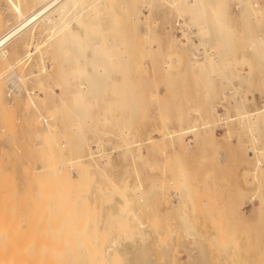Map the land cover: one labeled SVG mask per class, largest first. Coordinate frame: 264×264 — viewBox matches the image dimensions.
I'll list each match as a JSON object with an SVG mask.
<instances>
[{
  "label": "rangeland",
  "instance_id": "rangeland-1",
  "mask_svg": "<svg viewBox=\"0 0 264 264\" xmlns=\"http://www.w3.org/2000/svg\"><path fill=\"white\" fill-rule=\"evenodd\" d=\"M243 2L241 0H226L227 17L233 29V31L231 29L230 33L232 36L230 37L234 39L233 44L230 45L231 47L229 45L226 47L220 46L217 43L219 35L217 36L216 34L218 33L215 31L216 34L212 32L206 37L201 38L196 34V30H194V32L190 33L189 40L185 39V36H181L183 33L179 30L175 31L173 29L169 31L166 28L167 22L175 21L179 17V14L175 8L170 7L162 0H152L148 8L142 6L144 3H138V8L142 9L141 20L136 26L137 28L134 27L132 31L128 32L127 37L129 36V39L135 41L133 52L135 60H138H136L135 66L138 62L140 66L137 65L138 68L129 77L131 80L127 78L122 81L123 83H120L122 92L117 97L120 105L111 114L112 117L120 119V126H107L108 135H102L104 142L102 149L104 153H111L113 165L107 166V170L111 176L120 182V184H123L125 181L132 186L140 183L141 192L139 191V194L135 190L130 191L131 197L134 198V211L140 219L130 220L136 230L135 235L131 238L127 237L125 239L124 237L126 236H119V222H116L118 219L111 220L109 218L112 212H119V204L123 199L119 194H116L113 202L107 203L104 201V196L109 190L105 189L104 193H99L96 189V183L104 181L101 175H97L93 182L88 183L89 185L83 183L84 181H79L80 183L77 182V184L71 186L66 185L68 188L65 187L64 189L68 190V193H63L62 188L64 186H61L62 184L58 185L62 182L61 179L63 177L54 176L57 175V172H52L48 169L47 171H45L46 169L44 170L45 165L47 166L49 162L55 161L57 158L59 161L56 159V164L57 162L61 164V167L60 164L54 165L61 170V173H58V175H62V173L67 175L69 172L74 177H78L77 169L81 164L80 162H77L75 166L72 164V162L74 163V161L79 160L78 157L80 155L76 145L77 138L75 131L70 126L72 117L66 115L63 110H59L55 114L54 121L60 129L53 130L55 132L53 137L48 134L46 136L44 133L46 122L42 120L40 123H34L33 118L37 115V112L33 107L29 106L27 108L29 96L26 88L35 89L37 92L41 91L39 92L40 95L44 96V92L41 89L39 90L35 86V83L32 82L34 81L33 77H29V73L33 72V70L38 72L43 64L40 54L36 52L27 63L19 64L18 68V64H16L15 69H9L8 72L4 73L2 81L5 83V96L3 97L2 94L3 98H1L0 95V100H2L0 101L1 255L17 254L18 251L16 249H20L23 252L20 253L25 255L45 254L49 250L50 254L63 253L72 258H85L82 264H89L86 259L94 255L93 246L99 247L103 242H105V246L112 244L111 239L104 240L103 238L104 232L109 231L112 234L111 237L119 239V243L114 246L112 252L122 255L121 264H264V116H259L257 119L251 118L252 121L248 117L245 122L243 118H239L245 110L256 111L264 108V57L260 56L264 47L255 50L249 47V40L251 38H256L259 35L264 36V1L255 0V2L259 3L256 9L259 6V13L263 12L258 13V16L252 14L251 10L250 14L252 15H250L248 8L247 11H243V9H246L245 3L247 1L243 0ZM122 5L120 3L115 7L119 15L123 14ZM144 7L146 8L144 9ZM247 7L251 9L250 6ZM246 15H250L251 18ZM100 18L105 26L113 24V16L110 13H102ZM15 21L16 18L7 3L4 0H0V31L4 30L8 26V23H14ZM155 21L158 27L155 32L151 33V47L145 46L147 49L148 47L150 48L147 50L144 47L146 38L144 34L147 29L146 22L154 24ZM247 22L250 24H246ZM120 24L124 28L128 27V25L132 27L129 20L124 19ZM115 31V29L109 31L108 36L121 33ZM250 32L253 36H250ZM40 38L43 37L37 34L36 40ZM173 38L181 39L186 44L178 42L172 45ZM28 39H30L29 34L10 46V50L13 53L10 58L13 62L18 55L24 52L22 47L23 40ZM201 42H205V48L201 45ZM199 47L204 48H201L202 52H199ZM33 50L35 51L34 48ZM212 50L213 54H210L209 52H212ZM175 52L181 53L180 59L173 54ZM169 53L172 57H170L171 63L175 65L172 68L171 76L166 74L164 68V60ZM193 54H196L197 57L193 56ZM209 55L214 58V61H210L211 56ZM46 60L47 66H51L50 55H47ZM198 60L205 62L199 63ZM36 63L37 65H35ZM258 63L262 64L259 65ZM3 65L7 66L8 63L0 57V68ZM22 65H24V68ZM13 70H16L25 79L23 82L25 89L22 90L18 97L9 91L6 86L7 82L4 80ZM56 90L57 92L60 91L58 88ZM56 99L58 97L48 95V105L53 104V101ZM10 101L14 104L13 108L11 105H8L11 103ZM43 108L45 109V106ZM180 115L184 117L182 121L180 120ZM231 116L236 117V119L231 120ZM194 122L198 123V134L196 133L197 131L186 132L187 134H183V142L178 140L172 141L169 137L165 138V140H160L158 143H151L148 140L151 134L153 138L160 139L163 131H174L182 127L187 128ZM125 124H127L126 128L130 131V137L127 140L122 137V127ZM204 124V128H201ZM36 131L40 134L43 132L42 136ZM86 133L89 138L95 136L90 130H87ZM63 134L65 139L62 136ZM45 136L46 138H44ZM49 136H51V139ZM53 138L54 142L58 139V146L53 142ZM46 139L48 140L46 141ZM128 140H131L132 144H129ZM139 142L142 144L141 155L137 153L138 146L136 144ZM65 143L66 146L62 150L61 146L65 145ZM46 144L48 148H52V144L54 145L53 148L57 151L54 150V156L50 155V158L55 159H47L49 158V149L51 148L48 149L45 146ZM59 144H61L62 162L57 157L60 155ZM43 147L45 150L47 149V154H45ZM93 147L96 149V146ZM87 152L88 149L85 146L83 154L87 155ZM55 153L59 154L55 157ZM50 154H53V152H50ZM64 157L68 162L70 159L71 161L73 159V161L68 164L65 162ZM259 160H262L263 163L260 164ZM165 161L169 164H165ZM100 162L105 163V159H101ZM74 167L76 168L73 169ZM64 168L65 170L67 169V173L66 171L63 172L62 169ZM6 170L8 173L4 172ZM43 174L49 175L48 178ZM55 177L59 178V180ZM39 179L41 180L40 182L38 181ZM54 179L56 180L54 181ZM182 179L183 181H181ZM6 180L9 182L5 183ZM40 183H43L45 186L41 187ZM55 185L57 186L54 187ZM76 185L81 190H78ZM87 186L88 189H86ZM39 187L42 189L46 188L40 190ZM49 187L53 188H51L52 191H55L56 188V191H53L55 195L53 198L51 197ZM29 189H31V192L28 191L30 192L28 196L27 190ZM169 189L171 192L168 191ZM175 189H178V191H175ZM25 192L26 197L28 196L27 199L24 196ZM42 193L45 195H42ZM74 195L77 198H74ZM22 196L25 198L22 199ZM141 196L142 198H140ZM45 197L48 198L47 200L53 201L51 205L45 204L42 206L46 203L44 201L46 199L42 200L41 198ZM65 198L70 200V202L65 200ZM56 199L58 201L60 199L59 203L61 201L63 203L67 202L61 207L62 210L57 208L59 203ZM8 200L13 201L6 203ZM41 200L44 203L39 205V202H42ZM81 200L83 201L82 203ZM86 201L89 202V206H87L88 202L86 203ZM17 204H20V207ZM33 204L36 205L37 209L34 208L35 205ZM11 205L13 206L11 207ZM69 205L71 209L64 208ZM7 206H9L8 209ZM32 206L37 212L41 207H43L42 209L47 207V214L50 213V215L46 216L50 217L45 218L44 215L38 212V216L35 215V219H37L34 220L31 214V218L35 221H32V223L34 222L33 224L35 225L30 224V212L32 213L34 210H31ZM50 206L51 209H49ZM82 206L85 212H80V209L83 208ZM17 207L19 208L18 210H16ZM92 207L96 211L95 213ZM51 210L56 215L58 214L57 217L61 213L63 215L58 220ZM66 210L68 212H65ZM6 211H9V213H6ZM43 211L41 212L44 213ZM87 212L89 213L87 214ZM91 212L100 218L93 219L92 217L91 219ZM82 213L87 214L86 221L84 219L86 215H83L84 218H82ZM74 214H78L76 215L77 217ZM18 215L17 220L15 217ZM39 215H41V219L45 218L43 220L45 221L44 223L39 220ZM51 215H53L52 219L55 222H53L54 220L51 221ZM71 215L74 218L76 217V220ZM8 216L9 218H7ZM79 217L86 223L83 221V225L81 224L80 226L82 222L78 223L81 220ZM15 219L17 223L14 221ZM38 222L40 226L41 224L46 226L43 228V231H46L44 233L46 237V234H48L50 239H52L51 237L54 239L57 235L58 238H56L58 240L56 242H60L63 238L62 243L58 242L61 246H58V243H56L58 248L61 247V250L55 249L56 246L53 245L55 241L52 244L53 239L45 238L42 234L43 231L40 233L41 230H39L40 226ZM72 222L75 223L72 224ZM154 222L155 225L152 224ZM14 223H16V227ZM27 223L32 228L34 227L32 233ZM59 223L62 224V228L61 226L58 227ZM49 224L54 226L50 228ZM77 225L78 227L80 226L79 228L82 227V230L84 227L83 231L84 233L86 232V235L82 233L81 229L76 228ZM94 225H96L97 229ZM156 225L157 228L155 229ZM25 226L28 228H24ZM17 227L20 229L24 228V231L20 230V233H18L19 229ZM54 228L57 229L55 230ZM50 229H52L51 235ZM67 230L69 231L67 232L68 234L65 232ZM185 230L191 235L187 234ZM13 233L20 234L18 235L20 238H16L15 236L17 235H13ZM38 233L41 234L40 238L42 239L37 238ZM30 234H32L31 238ZM145 234L147 236H144ZM68 235L72 238H69ZM6 237H8V240L12 239L11 242L13 243L11 246L6 243ZM35 237L37 241L41 240L37 244H35L37 242L36 239V242L33 239ZM28 239L30 240L27 241ZM48 239L51 241V246L49 241L46 242ZM222 239H225L224 242ZM42 240L44 243H42ZM47 243L49 244V249ZM86 243L88 245L89 243L94 244H92L93 246L91 244L88 246ZM221 243L223 244L219 245ZM62 244H64V248H62ZM175 246L177 248L176 251L174 250ZM4 248L8 249V254L7 251H2ZM34 248L40 251L34 252ZM10 249L15 251L12 252ZM174 254L177 255L176 258Z\"/></svg>",
  "mask_w": 264,
  "mask_h": 264
},
{
  "label": "bare ground",
  "instance_id": "bare-ground-1",
  "mask_svg": "<svg viewBox=\"0 0 264 264\" xmlns=\"http://www.w3.org/2000/svg\"><path fill=\"white\" fill-rule=\"evenodd\" d=\"M4 1L7 3L9 8L11 9L14 17L16 18V21L14 23H8V26L4 30L0 31V57L2 59L6 60V63H8L7 66L3 65L0 68V93H1L0 95H1V98H3L5 96V92H4V84L5 83L2 81V79H3L2 77H3L4 73L8 72L9 69L10 70L15 69L16 64H18L17 65V68H18L19 64L27 63L28 60L33 56V54L38 52L41 56V60H42L43 64L41 65L40 70L38 72H35V70L32 69L33 72L29 73V75H30L29 77H33L34 81H32V82L35 83V86L38 87L39 90L41 89L44 92V96L40 95L39 92H41V91L37 92V90H35V89L31 90L29 88H26L27 94L29 96V98H28L29 101H27V103H28L27 108L29 106L33 107L34 110L37 112V115L34 116V118H33L34 123H40L42 120L46 122V130L44 132L46 134V136L52 135V137H53V135L55 133L54 131L60 129L58 124L54 121L55 114H57V112L59 110H63L66 115L72 117V122L70 123V126L75 131V136L77 138L76 145L78 147V152H80V155L78 157L79 160H76L73 163L72 162L73 159L71 161V159L69 158L70 159L69 162H72V164H74L73 166H75V164L77 162H80V164H81V166L77 165V166H80L77 169L78 177H74L73 175H71L68 171H66L67 169L65 170V168L62 170H63V172L64 171H66V173L68 172L67 175L65 173H62V175L61 174L58 175V173H61L60 172L61 170L59 167H56L57 165L60 164L59 162H57V164H56L57 158L56 159L53 158V159H55V161L49 162L47 166L45 165L44 170L46 169L45 171H47V169H48L52 172H57V175H54V176H56V177L62 176L63 177V178L61 177L62 182H60L58 184V185L62 184L61 186H64L63 188L60 186L63 190V191L61 190L63 193L64 192L68 193V190L64 189L65 187L68 188V186H66V185L71 186L73 184H77V182H79V181H84L83 183H85L87 185L88 183L93 182L97 175H101L104 178V181L103 182H97L96 183V189L99 193L100 192L104 193L105 189L109 190V192L106 193L104 196V201L107 203L113 202L116 194H119L123 199L119 204V212H112L109 215V218H111V220L116 219V218L118 219V221H116V222H119V225H118L119 236H126V237H124L125 239L127 237H130V238L133 237L136 233V230H135V227L131 224L130 220L131 219L138 220L139 217L137 216V213L134 211V208H133L134 198L131 197L130 191L135 190V192H137V194H139L141 192L140 191L141 190L140 183L138 185L132 186L131 184H128L127 181H125L123 184H120V182H118L115 178H113L111 176V174L107 170V166L113 165L111 162V153H107V152L104 153V151L102 149L103 143H104L103 139H102V135H108L107 128H106L107 126H120V119L118 117H112L111 116L113 110L120 105V103L117 99L118 95L122 92L121 88H120V83L123 80H126L127 78H128V80H131V79H129V77H131L133 75L134 71H136V69L138 68V66H140L138 64L139 62L137 63L138 66L137 65L135 66L136 60H137V59L135 60V58H134L135 54L133 52L134 51L133 47L135 45V43H134L135 41H133L132 39H129L130 37L128 36L129 37L128 38L127 34H128V32L132 31L134 29V27L137 28L136 26L138 25V23L141 20L142 9L138 8V3L142 2V3H144V5H142V4L141 5L146 6L148 8L150 6L152 0H4ZM162 1L166 2L170 7L175 8L179 14V17H177V19H175V21H168L167 22L168 24H167L166 28L169 31H171L173 29L175 31L179 30L180 32L183 33V35H181V36H183V37L185 36V39H187V40L190 39L189 35H190V33L194 32V30H196V34H198L201 38L206 37L207 35H209L210 33L215 31L218 34H216L215 32L214 33L217 36L219 35V38L217 39L218 42L217 41L216 42L220 46L223 45L226 47L227 45L230 46L233 44L234 39L231 38L232 36L230 35L232 27H231L229 18L227 17L226 0H162ZM241 1L243 2V0H241ZM244 1H247L248 4L245 3L246 9H243V11H247V8H248L249 9L248 13L250 14V10H251V13L254 14L255 16H258L260 13L264 12V10H263V12L259 13V11H260V9H258L259 6L256 9V6L259 4V3H257L258 1L257 2H255V0H244ZM120 3L123 4L122 5L123 14L122 15H119V12H117L115 10L116 5L120 4ZM247 6H250L251 9ZM146 7H144V9ZM261 8H262V6H261ZM105 12L110 13V15L113 16V24L112 25L105 26L103 21L101 20L100 15L102 13H105ZM143 12H144V10H143ZM242 12H241V14H242ZM248 13L246 12V14H248ZM252 14H250V15H252ZM249 16H247V17H249ZM250 18H251V16H250ZM124 19L129 20L132 24V27H129V25H128V27H125V28L121 27L120 22ZM73 21L75 22V24ZM246 24H250V23L247 22ZM146 27H147V29H146V32L144 34L146 36V38H145V44L146 45L144 44V47L151 45V37H152L151 33L155 32L157 30L158 24L156 21L154 22V24L146 22ZM113 29H115L118 33L119 32H121V33L118 35L114 34V35L109 37L108 32L113 31ZM246 30H247V28H246ZM232 31H233V29H232ZM249 31H251V30H249ZM28 34L30 35V39L23 40L22 47L24 49V52L22 54L18 55L17 57L15 55L16 58H15V61L13 62L10 58V56L13 54L12 51L10 50V46L14 42L18 41L19 39L23 38L24 36H26ZM37 34H38V36L43 37V38L36 40ZM251 35H252V33L250 32V36ZM181 39H182V37H181ZM181 39L178 40V39L173 38L172 45H174V43H178V42L181 44H186V42L182 41ZM183 40H184V38H183ZM204 43L201 42V45H203L205 48ZM249 47L253 50L260 48V47L263 48L264 47V36L259 35L256 38L255 37L251 38L249 40ZM33 48L35 49V51L33 50ZM145 48L147 49V47H145ZM201 48L204 49L203 47H199V49H200L199 52H202ZM148 49H150V48L148 47ZM149 52H151V51H149ZM175 53H173V54L178 56V58L180 59L181 53L180 52H177L176 54ZM209 53L213 54V50H212V52L210 51ZM47 55L51 56V66H47L48 64H46ZM174 55H172V56H174ZM193 56L197 57L196 54H193ZM209 56H211V55H209ZM260 56L264 57V50H262V52L260 53ZM170 57H171V54L169 53V55H167V58L164 60V68H165L166 74L168 76L172 75V68L175 67L174 64L172 65V63H171L172 57L171 58ZM210 59H211L210 61H214V58L212 56ZM179 61H181V60H179ZM203 62H205V61H199V63H203ZM177 64L179 65V63H177ZM260 64H262V63H260ZM35 65H37V63ZM22 66L24 68V65H22ZM23 68H21V69H23ZM16 70H13L9 75H7V77H5L4 80L7 82L6 86L8 87L9 91L11 93H14L18 97L20 95V93L22 92V90L25 89V85L23 83L25 81V79ZM18 70H20V69H18ZM23 71H24V69H23ZM29 82H31V81H29ZM127 85H128V82H127ZM127 85H126V87H127ZM123 86H122V88H123ZM57 88H58V90L60 89L59 92H57V90H56ZM2 94H3V97H2ZM33 94H35V95H33ZM48 95L56 96V97H58V99L54 100L53 104L48 105V102H47V96ZM26 99H27V97H26ZM0 101H2V100H0ZM8 105L9 106L11 105L12 108L14 107V104L12 102ZM43 106H45V109L43 108ZM241 114L242 115L239 116V118H243L244 122L247 121L248 117L250 118V120H251V118L257 119L259 116H264V108L263 109L260 108L256 111H246L245 110ZM32 117H33V115H32ZM231 117H232V118H230L231 120L236 119V117H234V116H231ZM183 118H184L183 115H180L181 121ZM51 120H53V121H51ZM204 126H205V124L202 125L201 128H204ZM126 127H127V124H125L122 127V137L127 140V138L130 137L129 136L130 131ZM67 129H68V126H67ZM87 130L92 131L95 136L92 138L91 137L89 138L87 136V133H86ZM191 131L192 132L197 131L196 133L198 134V132H199L198 123L194 122L193 124L189 125V127H187V128L182 127L180 129L174 130V131L173 130H168V131L165 130L161 133L162 136L160 139L153 138L151 136L152 135L151 134V135H149L150 137L148 140L151 143H158V142H160V140H165V138L169 137V138H171L172 141L178 140L180 142H183V137H184L183 134H185L186 132L187 133L191 132ZM52 132H53V134H52ZM38 134H40V133H38ZM42 134H43V132H41L40 135L42 136ZM197 134H195V135L197 136ZM36 136H38V135H36ZM46 136L44 138H46ZM57 136H58V134L56 135V138H57ZM62 136H63V138L65 137L64 134ZM254 137H255V135H254ZM49 138L51 139V136H49ZM48 139H46V141ZM254 139H257V138H254ZM43 140H45V139H43ZM52 140L54 142V138ZM57 140L58 139H56L54 143H56L58 146L59 142H57ZM128 141H129V144H132L131 140H128ZM45 143H48V142H45ZM66 143H65V145L61 146L62 150L65 148ZM61 144H59L60 155L57 156L59 153H57V154L55 153V157L57 156L60 160H61V154H62L61 148H60ZM136 145L138 146V152L137 153H139V155H141L142 144L139 142ZM37 146H38V144H37ZM45 146L48 148L47 144ZM85 146H87V149H88L87 155L83 154ZM93 146H96V149H94ZM40 147H41V145H40ZM53 147H54V145L52 144V148L51 147H49L51 149L48 148L49 149V156H48L49 158H47V159L53 160L50 158L51 157L50 155L54 156V152H55L54 150H56ZM56 148L58 149V147H56ZM43 149H44V147H43ZM46 150L44 149L45 154L48 153V152H46ZM37 151H38V149H37ZM50 152L51 153L53 152V154H50ZM65 154H66V152L63 155L65 156ZM64 159H65V157H64ZM76 159H77V157H76ZM87 159H89V160L87 161ZM101 159H105V163H101L100 162ZM61 162H62V160H61ZM65 162H67L69 164V162L66 159H65ZM259 163L262 164L263 161L259 160ZM55 164H56V166H54ZM165 164H169V163H166V161H165ZM60 167H61V164H60ZM75 168L76 167H74L73 169H75ZM21 169H23V168H21ZM2 172H3V170H2ZM4 172H7V170ZM52 174H54V173H52ZM33 175H34V173H33ZM43 175L46 178H48V176H49L47 174L46 175L43 174ZM11 178H13V177L11 176ZM56 179L59 180V178H56ZM56 179H54V181ZM177 179H179V178H177ZM4 180H2V181H4ZM126 180H128V179H126ZM38 181L40 182L41 180L39 179ZM181 181H183V179ZM6 182H9V181L6 180L5 183ZM45 183H46V181H45ZM50 183H51V181H50ZM172 183H173V181H172ZM177 183H179V182H177ZM52 184H51V186H52ZM171 185H173V184H171ZM5 186H7V185H5ZM43 186H45V185L42 183L41 187H43ZM56 186L57 185H55L54 187H56ZM83 186H85V185H83ZM3 187H4V185H3ZM8 187H9V185H8ZM41 187H39L40 190L42 189ZM9 188H11V187H9ZM44 188H46V187H44ZM49 188L51 191L50 192L51 197L53 198V196H55L54 192L56 191V188H55V191L53 190L54 192L51 190L52 187H49ZM76 188L78 189L77 185H76ZM86 189H88V186ZM30 190L31 189L27 190L28 196H29V193L31 192ZM78 190H81V189L79 188ZM176 190L178 191V189H175V191ZM28 191H30V192H28ZM59 191H58V193H59ZM69 191H70V188H69ZM168 191H170V189ZM0 192H1V190H0ZM45 194H46V192H45ZM45 194L42 193V195H45ZM62 194H61V196H62ZM47 195H48V193H47ZM24 196L26 197V192H25ZM24 196H22L23 197L22 199L25 198ZM66 196H67V194H66ZM5 197H6V195H5ZM27 197H26V199H27ZM38 197H39V195H38ZM42 197H44V196H42ZM64 197H65V195H64ZM36 198H37V196H36ZM68 198H70V197H68ZM74 198H77V197H75V195H74ZM140 198H142V196ZM8 199H10V198H8ZM41 199L47 200L48 198L45 197V198H41ZM62 199H64V198H62ZM82 199L84 200V198H82ZM46 200H44L46 203H44V201H42V202H39V205H42L43 203L44 204L42 206H44L45 204L51 205V203L53 202L50 199L47 201ZM56 200L58 201V199H56ZM65 200H68V199L65 198ZM11 201H13V200H11ZM11 201L8 200V202H6V203H10ZM16 201H18V200H16ZM59 201H60V199H59ZM59 201H58V203H59ZM61 202L59 204L57 203L59 205L57 208H59L60 210H62L61 207H63L67 203V202L66 203H63V202L61 203ZM68 202H70V200H68ZM82 202L83 201L81 200V203ZM87 202L88 201H86V203ZM20 203H22V202L20 201ZM32 203H33V201H32ZM34 203H35V201H34ZM88 204H89V202L87 203V206H89ZM2 205H3V202H2ZM6 205H4V206L6 207ZM33 205H35V204H33ZM39 205L37 204V206H39ZM12 206L13 205H11V207ZM17 206L20 207V204H17ZM18 207L16 208V210L19 209ZM70 207L71 206L69 205L68 207L66 206L64 208L69 209ZM84 207H85V203H84ZM84 207L82 209H80V212L84 211L83 210ZM8 208H9V206H7V209ZM31 208H32L31 210H33L34 208L37 209L36 205L34 206V208H33V206ZM42 208L43 207L38 209V212L41 213L42 215H44L45 218L48 217V216H46V215H50V213L47 214L48 208L45 207V209L47 208L46 211H45V209H42ZM1 209L3 210V208H1ZM7 209H5V210H7ZM49 209H51V206ZM73 209H74V207H73ZM31 210H29V211H31ZM92 210H93V207H92ZM41 211H43L44 213H42ZM51 211H53V210H51ZM89 211H91V210H89ZM36 212H37V210H35V209L32 211V213L30 212V221H29L30 224L32 223V221L37 219V218L35 219V215L38 216L37 215L38 212L37 213ZM65 212H68V211L66 210ZM77 212H79V211H77ZM95 212L96 211H94V213ZM6 213H9V211H6ZM88 213L89 212H87V214ZM31 214H32V218L34 220L31 218ZM53 214H55V212ZM78 214H76V215H78ZM87 214L82 213V218H84L83 215H86L85 216L86 218H84L85 221L87 219ZM7 215H9V214H7ZM22 215H24V214H22ZM61 215H63V214L61 213L60 216ZM76 215L74 214V216H76ZM91 215H90L91 219H92V217H93V219H99L100 218L96 214L93 215L92 212H91ZM14 216H15V214H14ZM14 216H13V219H14ZM40 216L41 215H39V217ZM51 216H52L51 217V219H52L53 215H51ZM57 216H58V214L56 215L55 218H58V220H59L60 216L59 217H57ZM18 217H19V215L15 218H17V220H18ZM44 217H43V219H41L42 217H40V219H39L43 223L45 222V221H43V220H45ZM71 217H73V216L71 215ZM7 218H9V216ZM28 218H29V216H28ZM79 218L81 219V217H79ZM53 220L54 219H52L51 221H53ZM81 220L78 221V223L82 222V223H80V226H81V224L83 225V223L85 222L83 219H81ZM14 221L16 222V219ZM47 221H49V220H47ZM53 222H55V220ZM60 222H61V220H60ZM94 222H95V220H94ZM16 223H14V226ZM33 223H32V225H35ZM73 223H75V222H72V224ZM45 224H47V223H45ZM51 224H52V222H51ZM51 224H49L50 228L55 225L54 223H53L54 225H51ZM64 224H67V223H64ZM152 224L155 225V222ZM42 225L43 224H41V226H40V223H39V226H40L39 230H41L40 233L43 231V228L45 226V225H43V226ZM61 225L62 224L59 223L58 227ZM162 225H163V223H162ZM26 226L24 228H28ZM30 226L31 225H29V228L31 230L30 229L29 230L32 233L34 227L32 228V226L31 227ZM94 226L96 228V225H94ZM19 227H21V226H19ZM66 227L68 228V226H66ZM77 227H78V225L76 226V228ZM24 228L23 229L18 228L19 229L18 233H20V230L23 232ZM57 228H54V229L56 230ZM61 228H62V226H61ZM156 228H157V225L155 226V229ZM9 229H11V228H9ZM80 229L82 230V227L79 228V230ZM96 229H94V230H96ZM12 230H14V229H12ZM51 230L52 229H50V235L52 233ZM83 230H84V227H83ZM83 230H82V233L84 235H86L85 234L86 232L84 233ZM26 231H27V229H26ZM45 232L46 231H43L42 234L44 235ZM53 232H54V230H53ZM65 232L67 233L69 231L67 230ZM102 232H103V230H102ZM178 232H179V230H178ZM40 233L37 234V238L39 237V239H42V238H40V236H41ZM179 233H181V232H179ZM188 233L189 232H187V234ZM60 234H61V232H60ZM70 234H71V230H70ZM13 235H17L15 237L18 239L20 238L18 236L20 234H14L13 233ZM23 235H25V234H23ZM23 235L21 236L22 239H23ZM30 235H31L30 236V238H31L32 234H30ZM46 235H47V237L45 235H44V237L49 238L48 234H46ZM69 235H68V237H69ZM111 235H112L111 232L106 231V232H104V237L102 236L104 238V240L111 239L112 244L109 246H105L104 245L105 242H103L99 247H96V245L93 246L92 244H94V243H92V244L89 243V245L91 244L94 247L93 248L94 255H92L90 258L86 259V261H88L89 264H121L122 263V255H120L119 253H116V252L115 253L112 252L114 249V246H116L119 243V239L117 237H111ZM177 235H178V233H177ZM62 236H63V233H62ZM144 236H147V235L145 234ZM163 236H165V235H163ZM25 237H27V236H25ZM54 237H55V235H54ZM56 237H57V235H56ZM56 237L54 238L55 240L53 239V237H51L53 240L50 238L49 239L52 240V244H53V241H55L53 244L54 246H56L55 249L61 250V247L58 248L56 245V243L59 242V241L56 242V240H58L57 239L58 237L57 238ZM141 237H142V235H141ZM12 238L14 239V237H12ZM69 238H72V237H69ZM169 238H170V236H169ZM26 239H24V240H26ZM33 239L35 241L36 237ZM49 239L46 240V242L49 241V244H50L51 241ZM5 240H6L7 244H10V246L13 243V242H11L12 239L8 240V237H6ZM21 240H19V241L22 242ZM29 240L30 239H28L27 241H29ZM62 240H63V238L61 239V241L59 243H62ZM224 240L225 239H222L223 242H224ZM36 241H37V239H36ZM40 241L38 240L35 244H37ZM44 241H45V239H44ZM44 241L42 243H44ZM67 241H68V239H67ZM74 241H76V240H74ZM74 241H72V242L76 243ZM220 241H221V239H220ZM24 242H26V241H24ZM80 242H82V241H80ZM59 243H58V246L59 245L61 246V244H59ZM49 244L47 243L48 249H49ZM68 244H69V242H68ZM222 244L223 243H221L219 245H222ZM21 246H22V244H21ZM50 246H51V244H50ZM63 246H64V244H62V248H64ZM176 246L174 249L175 251L177 249ZM71 247H73V246H71ZM35 248H34V252L40 251V250L39 251L35 250ZM69 249H71V248H69ZM7 250L5 248L2 249L3 252H5ZM13 251H15V250H13ZM16 251H18V253L16 252L17 254H8V251H7L8 255H6V254L1 255L2 252L0 250V264H82L83 259L85 260V258H82V257L72 258L71 256H69L67 254H63V253H55V254L52 253V254H50L49 250H48V252L46 251L45 254H37L36 253L35 255L34 254L33 255L21 254L20 252H22V251L20 249H16ZM76 252H78V251H76ZM27 253H29V252H27ZM176 256L177 255H175V258H176Z\"/></svg>",
  "mask_w": 264,
  "mask_h": 264
}]
</instances>
